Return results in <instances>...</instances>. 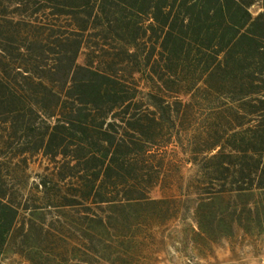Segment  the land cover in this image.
<instances>
[{"label": "trees", "instance_id": "obj_1", "mask_svg": "<svg viewBox=\"0 0 264 264\" xmlns=\"http://www.w3.org/2000/svg\"><path fill=\"white\" fill-rule=\"evenodd\" d=\"M188 218L264 239V0H0V264H157Z\"/></svg>", "mask_w": 264, "mask_h": 264}, {"label": "rangeland", "instance_id": "obj_2", "mask_svg": "<svg viewBox=\"0 0 264 264\" xmlns=\"http://www.w3.org/2000/svg\"><path fill=\"white\" fill-rule=\"evenodd\" d=\"M13 9H8L7 13H12ZM254 16L261 12L259 5L252 7ZM8 15V14H7ZM79 63H84V55ZM48 161L37 160L31 168L33 177L43 174L47 167H51ZM191 166L185 171L186 176ZM154 198H160L159 189L153 192ZM195 228L192 218L184 221H176L163 229L159 235L161 244L157 255V264H264V239L244 234H238L233 240H224L219 245L213 247L212 251L199 255L192 248L191 230ZM5 264H26L15 255H9Z\"/></svg>", "mask_w": 264, "mask_h": 264}]
</instances>
